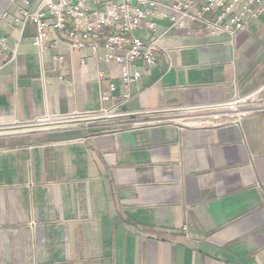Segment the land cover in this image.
Segmentation results:
<instances>
[{"label": "crops", "instance_id": "obj_1", "mask_svg": "<svg viewBox=\"0 0 264 264\" xmlns=\"http://www.w3.org/2000/svg\"><path fill=\"white\" fill-rule=\"evenodd\" d=\"M21 7L0 0V129L116 115L0 135V264H264V13L234 43L171 29L127 89L87 49L39 53Z\"/></svg>", "mask_w": 264, "mask_h": 264}, {"label": "built area", "instance_id": "obj_2", "mask_svg": "<svg viewBox=\"0 0 264 264\" xmlns=\"http://www.w3.org/2000/svg\"><path fill=\"white\" fill-rule=\"evenodd\" d=\"M21 1L13 23L22 28L27 23L34 25L32 46L39 53L54 49L61 42L74 52L87 49L103 65L115 66L122 87L127 89L151 76L159 55L166 54L162 39L171 29L182 28L190 33L197 28L211 37L226 35L234 43L236 36L264 13V0ZM162 20H167L168 25L160 29L158 22ZM49 31L56 33V40H49ZM6 44V37L0 36V54ZM16 51L17 44L6 64L14 60ZM102 76V71H98L99 79ZM114 89L111 84L110 91ZM97 114L116 115L110 110Z\"/></svg>", "mask_w": 264, "mask_h": 264}, {"label": "rangeland", "instance_id": "obj_3", "mask_svg": "<svg viewBox=\"0 0 264 264\" xmlns=\"http://www.w3.org/2000/svg\"><path fill=\"white\" fill-rule=\"evenodd\" d=\"M234 111V110H232ZM235 115V112L228 113L224 117V121H230L233 119V116ZM170 116V115H169ZM113 116L110 115H103V114H94V115H82V116H76L72 117L70 119L64 120V121H43L35 124H29V125H18L10 128H3L0 129V135L7 134V133H16V134H28L33 133L36 131H42L46 128L53 127L56 125H63L67 123H94L99 121H104L106 119H109Z\"/></svg>", "mask_w": 264, "mask_h": 264}, {"label": "bare ground", "instance_id": "obj_4", "mask_svg": "<svg viewBox=\"0 0 264 264\" xmlns=\"http://www.w3.org/2000/svg\"><path fill=\"white\" fill-rule=\"evenodd\" d=\"M236 106H237V105H233V106H232V109L235 110V111H237V107H236Z\"/></svg>", "mask_w": 264, "mask_h": 264}]
</instances>
